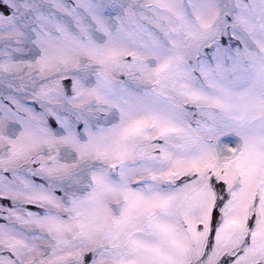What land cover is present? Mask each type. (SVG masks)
<instances>
[{"label":"snow or ice","instance_id":"1","mask_svg":"<svg viewBox=\"0 0 264 264\" xmlns=\"http://www.w3.org/2000/svg\"><path fill=\"white\" fill-rule=\"evenodd\" d=\"M0 264H264V0H0Z\"/></svg>","mask_w":264,"mask_h":264}]
</instances>
